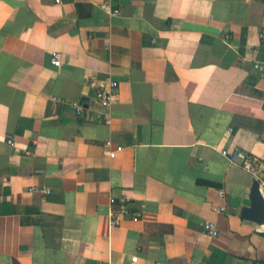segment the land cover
Wrapping results in <instances>:
<instances>
[{"label":"crops","instance_id":"1","mask_svg":"<svg viewBox=\"0 0 264 264\" xmlns=\"http://www.w3.org/2000/svg\"><path fill=\"white\" fill-rule=\"evenodd\" d=\"M262 64L264 0H0V264H264Z\"/></svg>","mask_w":264,"mask_h":264},{"label":"built area","instance_id":"2","mask_svg":"<svg viewBox=\"0 0 264 264\" xmlns=\"http://www.w3.org/2000/svg\"><path fill=\"white\" fill-rule=\"evenodd\" d=\"M103 9H105L108 12H111V8L109 4H104L102 6ZM114 14L119 13L118 10L113 11ZM61 55L59 53H53V64L56 67L61 66ZM259 70H264V64L262 65H256L255 66ZM88 86L92 89L95 90L96 93V99L98 103L108 109L110 106L113 104L114 98H115V90H116V83L112 81H102L98 82L97 80H89L87 82ZM54 101H57L59 104L64 105L66 102L63 99L60 98H55ZM74 110L78 113L81 114L83 112V106L80 102L72 101L68 103ZM106 120H109V117H105ZM110 144L107 143V146ZM124 148L123 147H118L116 151L110 152L109 156L110 158H116V155L118 152L122 151ZM222 155L227 158L229 161L233 163H239L242 165V167L252 173L256 177H260L264 175V160L261 159L260 157L247 152L242 149H225L222 151ZM30 192L34 193H40L44 195H50L51 191L48 189H40V188H32L30 189ZM110 212H109V226L110 228H117L121 226L123 217L127 215L130 212V203L127 200V198H111L110 199ZM225 208L222 207L220 209H215V211H224ZM135 218H137L138 214L133 213ZM204 233L207 236L211 237H217L219 236V230L216 226L215 223L213 222H208L205 224L204 227ZM138 258L135 257L132 259L133 262H137Z\"/></svg>","mask_w":264,"mask_h":264},{"label":"water","instance_id":"3","mask_svg":"<svg viewBox=\"0 0 264 264\" xmlns=\"http://www.w3.org/2000/svg\"><path fill=\"white\" fill-rule=\"evenodd\" d=\"M250 200V206L242 208L241 217L264 226V193L258 179L253 183ZM261 235L264 236V233H261Z\"/></svg>","mask_w":264,"mask_h":264}]
</instances>
